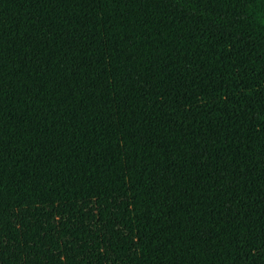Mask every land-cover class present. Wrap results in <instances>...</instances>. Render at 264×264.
<instances>
[{"label": "trees", "instance_id": "1", "mask_svg": "<svg viewBox=\"0 0 264 264\" xmlns=\"http://www.w3.org/2000/svg\"><path fill=\"white\" fill-rule=\"evenodd\" d=\"M0 264H264V0H0Z\"/></svg>", "mask_w": 264, "mask_h": 264}, {"label": "snow or ice", "instance_id": "2", "mask_svg": "<svg viewBox=\"0 0 264 264\" xmlns=\"http://www.w3.org/2000/svg\"><path fill=\"white\" fill-rule=\"evenodd\" d=\"M240 2V0H236V3H239Z\"/></svg>", "mask_w": 264, "mask_h": 264}]
</instances>
